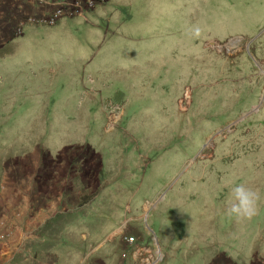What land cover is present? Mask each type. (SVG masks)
Masks as SVG:
<instances>
[{"label":"rangeland","instance_id":"obj_1","mask_svg":"<svg viewBox=\"0 0 264 264\" xmlns=\"http://www.w3.org/2000/svg\"><path fill=\"white\" fill-rule=\"evenodd\" d=\"M36 6L0 0V107L122 143L112 161L148 170L141 182L189 252L264 264V0H128L19 33ZM239 183L260 196L251 219L228 214Z\"/></svg>","mask_w":264,"mask_h":264},{"label":"crops","instance_id":"obj_2","mask_svg":"<svg viewBox=\"0 0 264 264\" xmlns=\"http://www.w3.org/2000/svg\"><path fill=\"white\" fill-rule=\"evenodd\" d=\"M127 4L96 9L120 14ZM10 105L0 107V264H208L142 184L148 170L112 161L122 143L73 140L31 106Z\"/></svg>","mask_w":264,"mask_h":264},{"label":"built area","instance_id":"obj_3","mask_svg":"<svg viewBox=\"0 0 264 264\" xmlns=\"http://www.w3.org/2000/svg\"><path fill=\"white\" fill-rule=\"evenodd\" d=\"M37 5L50 7V12H46L38 19H23L19 25L18 32L22 33L25 24L38 23L42 25H56L65 18L86 17L87 14L95 10L99 0H32ZM6 238V233L0 234V240ZM130 242L134 238L129 239Z\"/></svg>","mask_w":264,"mask_h":264},{"label":"clouds","instance_id":"obj_4","mask_svg":"<svg viewBox=\"0 0 264 264\" xmlns=\"http://www.w3.org/2000/svg\"><path fill=\"white\" fill-rule=\"evenodd\" d=\"M194 35H200V29H193ZM259 194L247 187L244 183L236 184L231 188L227 202L228 214L234 215L237 219H251L257 214V202Z\"/></svg>","mask_w":264,"mask_h":264}]
</instances>
